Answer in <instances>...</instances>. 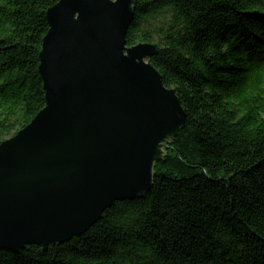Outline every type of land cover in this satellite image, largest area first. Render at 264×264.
Here are the masks:
<instances>
[{"label":"trees","instance_id":"trees-1","mask_svg":"<svg viewBox=\"0 0 264 264\" xmlns=\"http://www.w3.org/2000/svg\"><path fill=\"white\" fill-rule=\"evenodd\" d=\"M0 0V144L44 108L47 10ZM128 45L150 58L187 112L152 189L85 234L0 249V264H264V0H133Z\"/></svg>","mask_w":264,"mask_h":264},{"label":"water","instance_id":"water-1","mask_svg":"<svg viewBox=\"0 0 264 264\" xmlns=\"http://www.w3.org/2000/svg\"><path fill=\"white\" fill-rule=\"evenodd\" d=\"M133 0H59L39 72L46 103L0 144V249H47L85 234L117 202L144 197L187 112L150 58L128 45Z\"/></svg>","mask_w":264,"mask_h":264}]
</instances>
